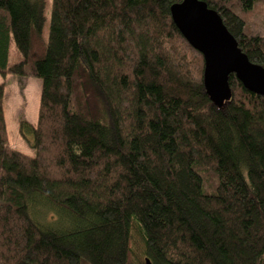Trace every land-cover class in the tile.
I'll return each instance as SVG.
<instances>
[{
  "label": "trees",
  "instance_id": "obj_1",
  "mask_svg": "<svg viewBox=\"0 0 264 264\" xmlns=\"http://www.w3.org/2000/svg\"><path fill=\"white\" fill-rule=\"evenodd\" d=\"M180 1L51 0L44 37L45 0H0V75L41 80L33 155L0 83V264H264V96L210 99ZM203 1L264 67V0Z\"/></svg>",
  "mask_w": 264,
  "mask_h": 264
},
{
  "label": "water",
  "instance_id": "obj_2",
  "mask_svg": "<svg viewBox=\"0 0 264 264\" xmlns=\"http://www.w3.org/2000/svg\"><path fill=\"white\" fill-rule=\"evenodd\" d=\"M170 14L184 39L203 56V85L214 103L221 106L229 100L230 74L264 96V67L242 52L215 10L203 0H181L170 6Z\"/></svg>",
  "mask_w": 264,
  "mask_h": 264
},
{
  "label": "rangeland",
  "instance_id": "obj_3",
  "mask_svg": "<svg viewBox=\"0 0 264 264\" xmlns=\"http://www.w3.org/2000/svg\"><path fill=\"white\" fill-rule=\"evenodd\" d=\"M46 1L45 24L43 29L44 37L47 36L49 28L51 0ZM259 22L258 16H254L253 21ZM0 83L4 84V116L8 133L9 144L16 150L33 155L34 149L30 147L29 142L32 139L31 133H20L21 120L30 125H35L38 118L39 98L41 90V80L34 76H18L7 74L5 77L0 75ZM50 213H45L47 218ZM133 240L136 242L133 249H137L140 243L138 235L134 233Z\"/></svg>",
  "mask_w": 264,
  "mask_h": 264
}]
</instances>
